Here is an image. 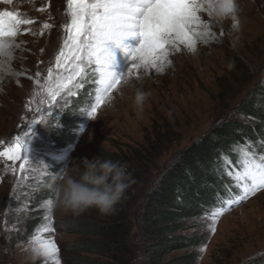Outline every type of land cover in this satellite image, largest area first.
Listing matches in <instances>:
<instances>
[{
  "label": "rangeland",
  "instance_id": "1",
  "mask_svg": "<svg viewBox=\"0 0 264 264\" xmlns=\"http://www.w3.org/2000/svg\"><path fill=\"white\" fill-rule=\"evenodd\" d=\"M239 6L235 28L231 17L216 19L201 11L199 15L210 34L196 37L195 51L181 46L179 52H173L171 63L162 71L141 68L129 75L128 53L114 48L112 70L118 75L126 72L125 78L97 109L96 116L89 117L98 88L91 71L83 81L77 78L82 86L69 85L71 93L65 90L50 114L37 112L40 107H48L46 93L40 85L49 67L56 71L55 55L64 35L61 25L67 21L65 0H11L10 3L0 0V12H13L20 19L35 21L20 25V32L13 40L19 47L12 49L10 62L0 57V141L23 135L29 123L38 121L25 138L26 150L21 155L31 167L15 194L17 176L10 171L12 162L0 158V264H55L54 259L33 251V235L55 240L59 264L71 261L72 247L86 236L73 231L70 221L76 214L58 204L60 177L65 170L74 172L83 159L97 156L95 147L114 151L113 144L131 150L152 137L159 127H167L173 132L169 137L171 144L154 159L149 173V181H153L174 153L229 121L253 85L264 82V0H239ZM44 23L52 27L43 29ZM138 42V38L124 41L130 47ZM235 59L246 69L239 77L234 70ZM137 89L148 94L142 110L133 104ZM220 93L229 94L230 105L226 106L227 100L217 98ZM29 101L31 110L25 107ZM49 129L68 132L72 141L68 139L69 144L59 148ZM4 146L0 145V150ZM19 163L16 162L17 168ZM51 165L58 166L57 181L46 184L54 190L53 198L43 197L31 207V197L45 185L44 178ZM45 215L50 216L55 229L50 237L47 233H37L45 223ZM33 218L39 226L30 230L26 223ZM196 223L190 230L206 238L193 249L194 264H256L264 258V190L224 212L216 221L214 233L207 229L208 221L204 217ZM179 253L174 251L169 257ZM131 264H135V257Z\"/></svg>",
  "mask_w": 264,
  "mask_h": 264
},
{
  "label": "trees",
  "instance_id": "2",
  "mask_svg": "<svg viewBox=\"0 0 264 264\" xmlns=\"http://www.w3.org/2000/svg\"><path fill=\"white\" fill-rule=\"evenodd\" d=\"M234 70L236 77L246 73L238 59ZM228 95L220 93L217 98L227 100V106L231 101ZM49 131L59 148L72 141L64 130ZM171 135L167 127H159L138 148L125 151L113 144L114 151L94 148L97 156L125 164L131 183L112 214L102 215L89 208L72 218L73 231L86 238L72 247L74 255L68 264H131L134 257L135 264H194L193 249L203 244L206 236L190 229L206 212L221 206L220 198L227 197L226 186L233 184L224 157L232 162L228 167H236L239 151L233 148L246 141L252 142V150L264 154V82L253 85L229 121L174 153L160 174L149 181L154 159L170 146ZM48 169L45 185L32 194L31 207L43 197L53 198L54 190L46 184L57 181L58 166ZM34 220L26 223L30 230L39 226ZM174 251L181 253L169 257ZM256 264H264V258Z\"/></svg>",
  "mask_w": 264,
  "mask_h": 264
},
{
  "label": "snow or ice",
  "instance_id": "3",
  "mask_svg": "<svg viewBox=\"0 0 264 264\" xmlns=\"http://www.w3.org/2000/svg\"><path fill=\"white\" fill-rule=\"evenodd\" d=\"M5 2L10 3L11 0ZM214 2L216 0H65L64 14L67 21L61 25L64 35L55 55L56 71L49 67L48 75L40 85L46 93L48 107H40L37 112L41 115L50 114L51 109L59 103L57 98L65 90L71 93L69 85L82 86L77 78L83 81L91 71L93 82L98 88L96 103L92 105L88 116L95 117L97 109L125 78L126 72L118 75L112 70L114 48H121L128 53L129 75L141 68L146 71H162L165 65L171 63L173 52H179L181 46L195 51L196 37L210 34L199 13L203 11L212 17L205 5ZM231 18L234 21L233 27H237L236 16L232 15ZM34 22L31 19H20L13 12H0V57H6L10 62L12 49L19 47L13 40L20 32V25ZM51 27L49 23L43 24V29ZM128 38H138L139 42L135 47H130L124 43ZM30 105L31 101L25 107L31 110ZM36 123L38 121L35 119L29 123L23 135L17 134L7 142L0 141V145H5L0 150V158L12 162L10 171L17 176L14 194L31 167L21 153L26 150L25 138ZM236 150L239 151L236 167H228L232 162L227 156L224 157L226 174L233 181L232 185L226 186L227 197L220 198V207H214L204 215L208 221L207 229L212 233L216 231V221L224 212L264 190V154L252 150L251 141L235 145L233 151ZM17 161L20 162L18 168ZM45 203L50 204L51 201ZM44 220V225L37 229V233H47L50 237L55 229L51 226L49 215H45ZM32 241L36 254L52 258L55 264H59V249L54 239H40L38 235H33Z\"/></svg>",
  "mask_w": 264,
  "mask_h": 264
},
{
  "label": "clouds",
  "instance_id": "4",
  "mask_svg": "<svg viewBox=\"0 0 264 264\" xmlns=\"http://www.w3.org/2000/svg\"><path fill=\"white\" fill-rule=\"evenodd\" d=\"M205 7L216 19L237 16L240 11L239 0H216ZM147 95L142 90L135 91L133 104L137 110L143 109ZM60 181V207L73 214L95 208L102 215H110L130 187L131 173L119 161L94 156L83 159L74 172L65 170Z\"/></svg>",
  "mask_w": 264,
  "mask_h": 264
}]
</instances>
